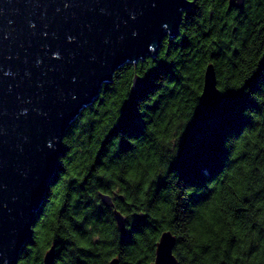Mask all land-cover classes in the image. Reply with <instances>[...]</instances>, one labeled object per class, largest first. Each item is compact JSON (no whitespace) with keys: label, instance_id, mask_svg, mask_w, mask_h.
<instances>
[{"label":"trees","instance_id":"1","mask_svg":"<svg viewBox=\"0 0 264 264\" xmlns=\"http://www.w3.org/2000/svg\"><path fill=\"white\" fill-rule=\"evenodd\" d=\"M207 63L219 93L210 113L200 103ZM134 75L142 78L137 91ZM258 86H264V0H244L241 8H228V0H192L178 34L164 38L157 54L118 67L68 126L17 264H43L50 245L53 264H107L112 257L150 264L164 230L175 238L178 264H207L210 246L194 252L186 236L199 219L192 203L223 206L238 219L255 198L244 192L264 199L258 171H264V92ZM183 130L167 172L172 142ZM150 175L155 179L148 182ZM100 193H109L112 204ZM114 209L125 218L126 235ZM235 252L231 237L219 264H240ZM244 255L247 264H264V245L253 244Z\"/></svg>","mask_w":264,"mask_h":264},{"label":"water","instance_id":"2","mask_svg":"<svg viewBox=\"0 0 264 264\" xmlns=\"http://www.w3.org/2000/svg\"><path fill=\"white\" fill-rule=\"evenodd\" d=\"M192 0H0V264H17L64 151L63 137L81 110L126 62L157 54L179 32ZM244 0H228L241 8ZM142 78L134 75L131 89ZM200 103L219 104L215 70L203 71ZM111 205L110 195L100 193ZM118 230L125 218L113 210ZM143 214L137 215L141 220ZM175 238L161 232L150 264H171ZM162 243V244H161ZM54 245L43 264L54 263ZM107 264H120L117 257ZM174 264H178L174 258Z\"/></svg>","mask_w":264,"mask_h":264},{"label":"clouds","instance_id":"3","mask_svg":"<svg viewBox=\"0 0 264 264\" xmlns=\"http://www.w3.org/2000/svg\"><path fill=\"white\" fill-rule=\"evenodd\" d=\"M241 90L244 94H246L244 89ZM255 91L264 92V86H258V90ZM253 102L258 108L259 104L256 101ZM246 109L244 110L245 117H247L245 115ZM184 130L180 134H178L172 142L175 153L172 159L168 162V167L166 169L167 172L170 162L178 154L179 140ZM229 137L226 139L224 144V147L226 149H228L227 141ZM258 171L260 177L264 179V171ZM152 179H155L154 175H150L147 178L148 182H151ZM191 187L197 188L196 186ZM255 191L259 192V189L257 188ZM108 194L109 193H104V195ZM243 194L254 196L255 198L253 200L251 209L246 213L245 217L238 219H233L232 212H229L228 209L223 206L210 205L209 208L204 209L199 208L198 202L192 203L194 206L193 213L197 214L199 216V219L193 222L191 228L186 233V236L190 246L193 247L194 252L197 251L196 246H210L211 253L205 257L207 264H219L220 261L225 259L223 256V252L227 251V241L231 237H235V256L240 261V264H247V258L244 254L251 245H264V199H261L259 195H255L254 192H244ZM225 213H227V215H225ZM253 225H255V228H253ZM93 239H101V237L99 235H96L93 237ZM218 245L220 247L219 251L217 252ZM212 255H216L217 257L215 262H213L211 259ZM174 258H177V253L173 250L172 246H169L168 259L171 261V264H174ZM157 259L158 252L156 253V264Z\"/></svg>","mask_w":264,"mask_h":264}]
</instances>
